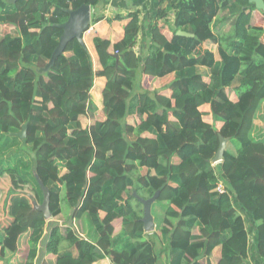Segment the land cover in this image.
I'll return each mask as SVG.
<instances>
[{"label":"trees","instance_id":"obj_1","mask_svg":"<svg viewBox=\"0 0 264 264\" xmlns=\"http://www.w3.org/2000/svg\"><path fill=\"white\" fill-rule=\"evenodd\" d=\"M8 1L0 0V27L9 28L0 33V177L13 173L40 205L37 176L48 190L51 220L8 191L12 222L0 231V261L15 255L27 234L28 251L17 264L42 256L52 264H158L162 242L167 264H248L242 214L256 224L251 235L264 260V27L254 5L157 0L141 56L139 12L113 16L108 24L126 22L123 37L115 44L93 39L94 71L76 40L46 64L68 12L105 0ZM220 13L231 29L228 52L214 31ZM142 77L168 78L161 85L168 96L147 90ZM95 78L106 80L99 113L90 98ZM131 112L138 122L129 121ZM220 138L234 153L225 150L214 165ZM155 194L151 216L160 229L147 235L136 196ZM63 204L69 225L53 221ZM74 220L84 224L83 235Z\"/></svg>","mask_w":264,"mask_h":264},{"label":"crops","instance_id":"obj_2","mask_svg":"<svg viewBox=\"0 0 264 264\" xmlns=\"http://www.w3.org/2000/svg\"><path fill=\"white\" fill-rule=\"evenodd\" d=\"M156 7H157V0H110L101 3L94 10L90 9L91 12L90 23L92 22V20H95L98 17L99 18L103 17V20L101 21H98L91 25L89 23V31L87 32V34L84 35L83 38V43L86 51L89 53L94 71H99L100 65L98 61V56L96 54L93 45V39L98 37L109 40L111 43L115 44L119 42L123 37V27L126 25V22H121V23L113 22L111 24H108L107 20L112 18L113 16H118V15L125 16L133 11L139 12L140 30L138 34L137 44L135 47V52L136 54L141 56V54L144 53L146 50V43L149 38L148 28L151 25L150 21L153 17V13H155ZM168 11H171L170 8L168 9ZM257 14L263 16L259 12L254 11L253 12L254 18H256ZM172 18H173L172 13H170L169 15L170 22H172ZM222 19L224 21V18ZM105 83L106 80L104 78H95L93 81L92 89L90 90L91 102L93 104V107L95 108L96 113H99L102 109L101 92L105 86ZM128 116H129L128 119L130 118L129 121H131V117H134L136 119L135 114H133L132 112ZM207 118H209L210 121L212 122L210 116H208ZM69 214H70L69 211L66 212V215L62 213L59 216V218L53 221H56L59 224L69 225L70 222L67 221V216ZM247 251H248V259L246 262L248 264H264V260L258 256L257 244L254 235H251L248 240ZM40 261L41 262L39 264H43V261H45L44 264L53 263L51 257H47V259L45 260L44 258H42ZM94 264H110V262L108 259H103Z\"/></svg>","mask_w":264,"mask_h":264},{"label":"rangeland","instance_id":"obj_3","mask_svg":"<svg viewBox=\"0 0 264 264\" xmlns=\"http://www.w3.org/2000/svg\"><path fill=\"white\" fill-rule=\"evenodd\" d=\"M110 1V0H105V2ZM112 14V12H111ZM112 16V15H111ZM224 18L223 14L220 13V15L218 16V19L215 21L214 23V31L219 35L222 36L224 41H223V47L225 48V50L228 52L229 48V36H230V31L231 29L229 28L228 24L225 23L224 21H222ZM255 21L258 22V25L263 26L264 27V21L262 19V16L260 15H256ZM92 24V22L90 23V25ZM9 32V28H3L0 27V33L2 34L3 32ZM87 34V33H86ZM260 41L264 42V33L262 34V36H260L259 38ZM168 80V78L166 79ZM165 80V81H166ZM141 81H145L144 82V87H147V90L152 91H159L161 95L163 96H168V93L166 91H163V87H161L162 83L165 82H157L156 80H150L148 78H144L142 77ZM149 84V85H148ZM227 94L229 95L230 99H234L235 95L232 92V89H227L226 90ZM98 115V114H96ZM137 119V118H136ZM134 117H131V121L132 122H138ZM204 120L208 121V123H211L210 119L204 116ZM225 150H229L230 153H234L233 148L231 147L230 144L226 143L225 145ZM215 165V163H213ZM220 164V163H219ZM213 165V166H214ZM139 175H145L146 171L139 169ZM12 190L14 192V194L16 195H21L25 196L29 199V201L33 204H37V195L35 193L34 190H32L30 187H28L25 184H22L19 179L13 174V173H5L3 176L0 177V231L5 230L12 222L11 217L9 216V211H10V206L9 203L11 202L12 204V197L11 198H7V193L8 191ZM217 190L222 191V186L221 184H219ZM138 199H140V197L136 196ZM18 197L15 196V199H17ZM6 200V203H4V201ZM130 203L132 205H135V201L133 199H130ZM9 206V207H8ZM62 209H63V214L66 215V212L69 211V209L67 208L66 204L62 205ZM156 211H158L157 208H155ZM155 214V213H153ZM63 216V215H62ZM64 217V216H63ZM59 218V217H57ZM55 218V219H57ZM153 218V217H152ZM242 218L244 220L247 232L249 234V238L251 236V234L254 232L255 230V225L253 223H251V221L248 219V217L246 215L242 214ZM53 219V220H55ZM251 219V218H250ZM51 220V219H50ZM252 220V219H251ZM154 229L151 233L147 234V235H151V234H155L159 229L160 226L158 224H156V222L154 221ZM72 226L75 229V231L80 234L83 235L84 232H82V227H84V224H82V222L78 221V220H74L72 221ZM85 228V227H84ZM83 228V231H84ZM27 240H28V235H24L21 237L20 241H19V248L16 252L15 255H8L4 260L0 261V264H16L19 262L17 260L22 259V257H25L27 254ZM159 240V239H158ZM40 247V246H39ZM157 251H158V256H159V262L158 264H166V259H167V247L166 245L162 242V244L158 243L157 244ZM44 258L47 259L46 256H42L38 259V262L36 264H39L41 261V259Z\"/></svg>","mask_w":264,"mask_h":264},{"label":"water","instance_id":"obj_4","mask_svg":"<svg viewBox=\"0 0 264 264\" xmlns=\"http://www.w3.org/2000/svg\"><path fill=\"white\" fill-rule=\"evenodd\" d=\"M17 0H9L8 3L13 4ZM250 3L254 5L255 11L259 12L264 16V2L263 0H248ZM90 7L87 5H82L76 10H72L68 12V19L66 22L59 26V29L62 30V35L59 39V43L56 48L53 50L51 57L46 64V68L52 66L55 60L62 55L64 52L66 45L72 41L76 40L77 43L84 47L83 38L84 35L88 32L89 23H90ZM177 36L192 38L193 36L181 31L176 33ZM117 58V56H114ZM26 128L27 125H23L21 127V131L16 133L15 136L18 137L20 140L24 139L26 136ZM219 148L216 152L215 158L213 163H219L222 161L223 154L225 151L226 140L220 138L219 139ZM36 182L38 187L42 193V203L37 205L33 203V208L37 212L43 214L46 220L50 219V211H49V194L48 190L43 186L40 179L35 176ZM157 198V194H155L152 198L147 200L138 199L139 203L142 205V218L141 222L143 224V229L145 233H151L154 229V222L151 216V206L155 202Z\"/></svg>","mask_w":264,"mask_h":264},{"label":"built area","instance_id":"obj_5","mask_svg":"<svg viewBox=\"0 0 264 264\" xmlns=\"http://www.w3.org/2000/svg\"><path fill=\"white\" fill-rule=\"evenodd\" d=\"M88 31H89V28H88Z\"/></svg>","mask_w":264,"mask_h":264}]
</instances>
